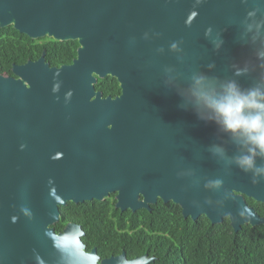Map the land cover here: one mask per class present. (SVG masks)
<instances>
[{
    "label": "water",
    "instance_id": "1",
    "mask_svg": "<svg viewBox=\"0 0 264 264\" xmlns=\"http://www.w3.org/2000/svg\"><path fill=\"white\" fill-rule=\"evenodd\" d=\"M259 19L264 0H0V27L78 42L70 63L51 66L43 50L0 73V264H80L54 246L77 232L87 252L79 224L55 231L59 206L112 193L121 210L161 199L235 231L264 223L245 199L264 202V172L239 168L242 143L187 95L199 74L264 85V34L247 27ZM106 75L119 94L95 89ZM151 261L121 252L99 264Z\"/></svg>",
    "mask_w": 264,
    "mask_h": 264
},
{
    "label": "trees",
    "instance_id": "2",
    "mask_svg": "<svg viewBox=\"0 0 264 264\" xmlns=\"http://www.w3.org/2000/svg\"><path fill=\"white\" fill-rule=\"evenodd\" d=\"M77 40L31 38L12 25L0 27V73L13 75L12 65L37 59L45 50L51 66L70 63L76 56ZM103 96H115L120 87L115 77H98L94 84ZM249 205L264 217V202L245 196ZM115 193L102 200L91 199L59 206V220L52 226L61 231L75 222L84 231L88 245L101 256L126 251L128 257L147 252L149 264H264V223L243 224L235 231L227 217L211 223L205 215L184 217L173 201L158 199L150 209L121 210Z\"/></svg>",
    "mask_w": 264,
    "mask_h": 264
},
{
    "label": "clouds",
    "instance_id": "3",
    "mask_svg": "<svg viewBox=\"0 0 264 264\" xmlns=\"http://www.w3.org/2000/svg\"><path fill=\"white\" fill-rule=\"evenodd\" d=\"M248 16L255 17L256 12H249ZM247 27L256 35L264 34V19L253 20ZM171 47L175 50L177 45L173 43ZM257 55L264 60V52ZM241 74L243 71L237 70L236 75ZM187 95L200 119L211 120L230 133L236 142L242 143L246 152L234 157V163L245 172H264V167L256 165V158L264 157V85L245 89L234 80L221 83L199 74L193 77ZM79 235L77 232L66 233L54 246L72 251L80 264H99L90 251L81 252Z\"/></svg>",
    "mask_w": 264,
    "mask_h": 264
},
{
    "label": "flooded vegetation",
    "instance_id": "4",
    "mask_svg": "<svg viewBox=\"0 0 264 264\" xmlns=\"http://www.w3.org/2000/svg\"><path fill=\"white\" fill-rule=\"evenodd\" d=\"M82 237H83V235L81 236V241H82L83 244H84V250L88 252V251H90L92 248H94V249L96 250V254L99 256L98 261H100V260L103 259V258H107V257H109V256L119 255L121 252H124V253H125V256H126L127 259H130V258H133V257L139 256V255H142V254H144V253H146V254L148 255V257L151 256V257L153 258V260L155 259V256H154V255H149L147 252H144V253H141V254H137V255H133V256H131V257H128L127 254H126V251H125L124 249H122L120 252L112 253V254H110V255H108V256H101V254L99 253V251H98V249H97V246H95V245H91V247H90V246L88 245V243H87L85 240L82 239ZM151 262H152V261H151ZM149 263H150V262H149Z\"/></svg>",
    "mask_w": 264,
    "mask_h": 264
}]
</instances>
